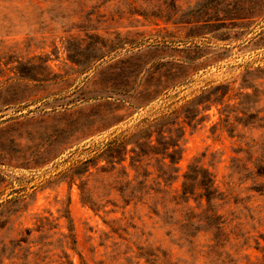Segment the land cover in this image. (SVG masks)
Segmentation results:
<instances>
[{
    "label": "rangeland",
    "instance_id": "obj_1",
    "mask_svg": "<svg viewBox=\"0 0 264 264\" xmlns=\"http://www.w3.org/2000/svg\"><path fill=\"white\" fill-rule=\"evenodd\" d=\"M140 145L177 148L174 189L190 164L214 173L219 240L188 242L161 195L116 189L113 162L133 178ZM162 157L143 160L149 187ZM65 248L73 264H264V0H0V253L64 264Z\"/></svg>",
    "mask_w": 264,
    "mask_h": 264
},
{
    "label": "trees",
    "instance_id": "obj_2",
    "mask_svg": "<svg viewBox=\"0 0 264 264\" xmlns=\"http://www.w3.org/2000/svg\"><path fill=\"white\" fill-rule=\"evenodd\" d=\"M138 147V146H137ZM126 150V148H125ZM134 155L131 156L130 167L135 172L133 178H131V172L128 170V166L123 164L125 159H121L119 162H113V170L116 169V165L123 167V173L126 179L125 183L117 187L116 189L121 193H126L125 190H130L132 193H135L134 198L138 197V201L143 198V191L149 190L147 194H150L151 191L161 195L160 202H156V207L154 211L160 213L161 215H169L172 221H169L168 226L170 227V233L174 230L177 231L178 228L185 235V240L188 242H193L192 237L194 234L201 231H212L214 232V237L218 238V235H222L225 230V221L223 220L224 216L219 213L218 206L216 207L214 203L216 201H222L225 199V194L220 190L219 186L216 184V177L214 173L209 169L205 168L203 165L190 164L188 171L184 175V180L181 185V189H174L173 182L170 183V178H168L169 171L176 168V153L177 148H142L140 145L139 148H132L131 150ZM163 155V160H161L160 177L164 180V184L159 182L160 187H149L147 183V178L150 173L143 165V160L149 154ZM169 159V162H167ZM175 166V167H174ZM105 169L102 168V171ZM115 173V172H114ZM119 176V175H117ZM162 185V186H161ZM83 199L86 202H92L90 198V190L87 188V183L81 187ZM86 195V196H85ZM133 198H130L127 203H130ZM194 200L195 205L191 202ZM161 207V208H160ZM45 217L40 218L42 224L38 230H42L45 227ZM70 222V219L68 220ZM69 234L66 235L69 238V243H75L76 238L73 232V226L69 224L68 226ZM28 234L32 233L31 229H27ZM21 241H29V236ZM5 247V245H4ZM24 247H22L23 249ZM31 247L29 248V250ZM153 255L151 263L157 262L158 264H173L170 262H165L164 260L159 262V256L157 254ZM3 254L0 253V264H3ZM64 264H73L70 254L67 252V249L64 250Z\"/></svg>",
    "mask_w": 264,
    "mask_h": 264
}]
</instances>
